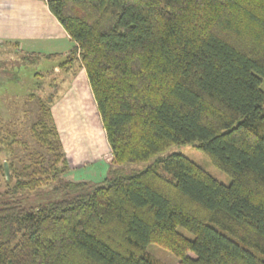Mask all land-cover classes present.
I'll list each match as a JSON object with an SVG mask.
<instances>
[{
    "label": "trees",
    "instance_id": "16d2710c",
    "mask_svg": "<svg viewBox=\"0 0 264 264\" xmlns=\"http://www.w3.org/2000/svg\"><path fill=\"white\" fill-rule=\"evenodd\" d=\"M46 2L74 44L21 58L84 69L95 104L82 75L78 95L97 146L101 122L110 172L192 144L231 182L175 152L129 174L64 181L74 194L25 205L68 166L48 97L31 135L53 161L26 160L24 178L10 162L5 179L0 162V264H161L149 242L179 264H264V0ZM2 135L0 154L10 153Z\"/></svg>",
    "mask_w": 264,
    "mask_h": 264
},
{
    "label": "rangeland",
    "instance_id": "374dc122",
    "mask_svg": "<svg viewBox=\"0 0 264 264\" xmlns=\"http://www.w3.org/2000/svg\"><path fill=\"white\" fill-rule=\"evenodd\" d=\"M19 49L10 43L0 42V130L4 134V136H1L4 140H11L10 153L5 154L3 151L0 154V162L4 166V177L2 176V179L8 177L10 162L15 166L14 177L24 178L26 173L22 171L21 166L26 160L33 157L34 160L39 161V164L44 166H48L53 161L52 154L31 135V125L40 115V102L45 101L48 97H50V118L58 132L61 146L64 144L76 149L82 141L88 154L87 160L96 157L97 144L83 104L80 110L70 94V88L72 87L73 91H78L80 81L61 71H54L52 74L46 73V71L57 65V61L40 59L29 63L22 60L21 55L22 53L31 52V50L23 48L21 52ZM33 52L43 53V51ZM36 72H42L44 75L38 78V75H34ZM80 75L82 73L78 76ZM260 87L264 91V78L261 79ZM31 94L33 96H30ZM61 100L62 103L59 104ZM89 117L91 118V115ZM84 120L88 122V125ZM87 129L88 131H86ZM100 140L107 142L106 137H101ZM3 146H5V143ZM108 149L107 159L111 162L113 155L109 145ZM175 152L195 161L221 183L229 184L231 182L230 177L225 172L213 165L210 159L192 144H172L152 156L148 161L126 162L118 166L116 171H109L101 177L91 176L90 173L86 175V170L97 171V164H95V160H92L94 163L78 171L77 175L83 176L87 181L98 182L105 176L129 174L142 170L149 164L154 163L156 157H164ZM67 164V168L60 174L59 178L49 182L36 194L25 193L22 198L23 203L25 205H36L48 200L63 198L66 194H74L75 191L72 189L62 187L64 181H76L75 178L77 177L75 174L78 169L73 168L69 162ZM3 187L4 185L0 181V190ZM18 195L19 193H13L12 198H17ZM178 231L188 238L194 237L191 231L182 226H178ZM145 253L156 258L161 264H179L178 258L171 251L155 242H149L146 245ZM258 256L264 260L263 256Z\"/></svg>",
    "mask_w": 264,
    "mask_h": 264
},
{
    "label": "crops",
    "instance_id": "0c3cea01",
    "mask_svg": "<svg viewBox=\"0 0 264 264\" xmlns=\"http://www.w3.org/2000/svg\"><path fill=\"white\" fill-rule=\"evenodd\" d=\"M0 42L17 43L16 47L20 48L19 50L26 48L31 51H43V53H62L74 44L60 21L48 8L46 0H0ZM53 69L55 72H59L57 65ZM80 73L85 81L89 98L95 104L84 69L81 67L74 74L65 72L73 79H76ZM72 88H70V94L81 110L82 102L78 95L79 91H73ZM97 116L100 122L98 112ZM84 122L88 125L86 120ZM99 124L100 128L98 129L102 132L101 137L105 138L101 122ZM100 139V145L96 147L97 156L88 160V154L82 141L76 149L62 144L66 159L73 168L78 169L75 175L81 169L94 163L92 160H95V164H97V171L86 170V175L90 173L91 176L101 177L110 171L111 162L107 159L108 144ZM75 179L76 181L86 180L83 176L78 175Z\"/></svg>",
    "mask_w": 264,
    "mask_h": 264
}]
</instances>
